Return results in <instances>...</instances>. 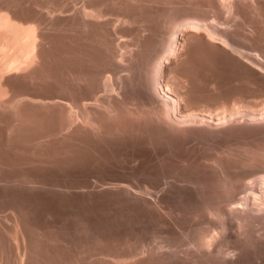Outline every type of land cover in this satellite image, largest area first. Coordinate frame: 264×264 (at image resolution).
<instances>
[{"label": "bare ground", "instance_id": "6f19581e", "mask_svg": "<svg viewBox=\"0 0 264 264\" xmlns=\"http://www.w3.org/2000/svg\"><path fill=\"white\" fill-rule=\"evenodd\" d=\"M263 96L264 0H0V264H264Z\"/></svg>", "mask_w": 264, "mask_h": 264}, {"label": "rangeland", "instance_id": "374dc122", "mask_svg": "<svg viewBox=\"0 0 264 264\" xmlns=\"http://www.w3.org/2000/svg\"><path fill=\"white\" fill-rule=\"evenodd\" d=\"M78 1V0H77ZM248 32V31H247ZM248 33H250V32H248ZM264 97V96H263ZM263 97H261L260 99H259V97L257 98H252V100L255 102L256 101V103H261V100L263 101L264 100V98ZM255 99H257V100H255ZM208 148L205 146V149H204V151H206ZM211 152V151H210ZM156 161H154L152 164H151V166H154V167H152L153 169V171L155 172V170H156V172H157V169H158V165H157V163H155ZM155 169V170H154ZM208 194H207V197L208 198H210V197H212V196H214V194L212 193V192H207ZM213 194V195H212ZM243 194V193H242ZM241 194V192L239 193V195L240 196H243ZM195 199V198H194ZM195 202V201H194ZM191 218H193L192 216H186L185 218H184V225H183V229L185 230H190L191 229V226H192V229L193 228H195L199 223H201L202 222V219H194V220H192ZM188 219H189V224L187 223L188 222ZM196 220V221H195ZM187 221V222H186ZM195 221V222H194ZM201 221V222H200ZM194 222V223H193ZM187 226V228H185ZM194 226V227H193ZM154 229V230H153ZM156 229H158V230H156ZM151 230V231H150ZM150 230H149V232H147V235H146V237H145V239H146V246L148 247L147 249H150V247L151 248H154V247H156V246H158V244L160 243H162L163 241H164V238H165V236H166V234H165V231H164V229L162 228V227H158V226H156V225H153L151 228H150ZM185 230V231H186ZM155 231H156V233H155ZM153 232L155 233L154 235H153ZM148 233H150V234H148ZM160 233V234H159ZM157 234V235H156ZM162 237H161V236ZM164 235V236H163ZM164 237V238H163ZM159 238V239H158ZM157 241V242H156ZM153 242V243H152ZM151 243V244H150ZM158 243V244H157ZM157 244V245H156ZM159 244V245H160ZM150 245V246H149ZM155 245V246H154ZM142 256V255H141ZM139 257L140 256H138V257H135V258H137V259H139ZM131 260V259H130ZM134 260H136V259H133L132 261H130V262H133ZM254 262L253 263H255V260H253ZM253 263H251V264H253Z\"/></svg>", "mask_w": 264, "mask_h": 264}]
</instances>
